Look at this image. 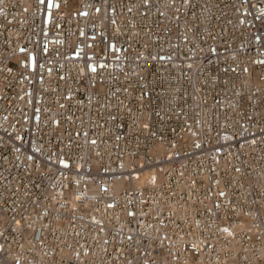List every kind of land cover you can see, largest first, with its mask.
<instances>
[{
	"label": "built area",
	"instance_id": "obj_1",
	"mask_svg": "<svg viewBox=\"0 0 264 264\" xmlns=\"http://www.w3.org/2000/svg\"><path fill=\"white\" fill-rule=\"evenodd\" d=\"M0 264H264V0H0Z\"/></svg>",
	"mask_w": 264,
	"mask_h": 264
}]
</instances>
